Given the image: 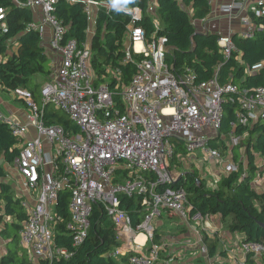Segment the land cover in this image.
<instances>
[{
    "label": "built area",
    "instance_id": "2783aa9c",
    "mask_svg": "<svg viewBox=\"0 0 264 264\" xmlns=\"http://www.w3.org/2000/svg\"><path fill=\"white\" fill-rule=\"evenodd\" d=\"M56 1L25 0L23 3L31 10L42 12V20L32 22L30 27L40 35L44 24L51 27L49 47L60 61L40 88L42 107L31 90L20 87L12 92L26 104L27 124L14 119L0 106V122L22 140L14 162L23 178V187L36 194L33 204L22 203L27 218L22 224L19 244L34 261L55 256L68 258L70 252L54 244L56 226L62 221L55 209L59 193L67 188L70 220L65 227L73 246L81 244L86 237L92 203L99 201L115 223L117 239L125 237L129 242L128 251L136 252L130 258L131 264H156L160 246L152 243L144 251L136 242V234L141 232L146 240L151 239L153 218L168 211L183 221L204 220L199 212L190 214L183 187L168 186L177 180L169 170V161L175 152L173 139L182 141L189 155L200 151L210 160L223 161L219 147L211 141L221 136L218 131L225 102L229 100L238 105L231 131L222 135L226 148L231 149L245 137L235 134V128L251 125L264 114V86L240 88L231 82L220 83L216 74L197 82L190 68L176 76L164 61L165 39L156 32L147 38L144 29L136 24L148 14L155 28H159L153 17L156 6L149 1L145 10L139 6L117 9L129 16L123 63L133 60V54L140 55L129 83L121 85L119 72H112L116 80L114 88L109 81L95 85L91 47L87 40L64 39L67 27L53 14ZM65 1L81 3L88 22H95L101 5L107 10L116 9L112 2ZM218 12L228 21L237 19L240 24L236 32L229 30L217 40L224 59L234 56L239 60L241 49L232 41V36H254L253 17L264 15V0H230ZM3 14L0 8V19ZM205 21L206 18L201 19ZM193 23L196 26V21ZM90 31L88 27L87 32ZM263 65L261 62L248 71H256ZM49 104L65 113L78 131L69 133L60 125H46L42 115ZM29 126L35 129V135L24 140ZM206 129L213 131L214 136L204 132ZM238 167L236 162H226L224 171L227 174ZM134 194L141 196V204L147 210L136 227L131 226L128 213L120 207L121 195ZM239 248L244 255L264 254L261 242L241 238ZM113 255H121V250L116 248Z\"/></svg>",
    "mask_w": 264,
    "mask_h": 264
},
{
    "label": "trees",
    "instance_id": "16d2710c",
    "mask_svg": "<svg viewBox=\"0 0 264 264\" xmlns=\"http://www.w3.org/2000/svg\"><path fill=\"white\" fill-rule=\"evenodd\" d=\"M24 2L25 0H0V8L4 11L0 19V82L6 89L27 88L36 94L41 83L51 75V59L42 44L40 33L30 27L35 22L34 13L24 6ZM147 3L148 0H129L125 6H139L145 10ZM210 8V0H157L160 27L155 28L148 14H144L136 24L144 29L147 38L156 32V35L165 39L164 61L176 76L190 68L195 73L197 82L216 74L220 83L231 82L247 89L264 86V65L256 71L247 72L264 62V15L253 17L256 30L252 38H241L236 34L232 36V41L241 49L239 61L234 56L224 59L217 44L219 34L196 31L193 21L206 18ZM53 14L67 27L64 39L74 38L78 42L87 40L89 22L81 3L57 0L53 6ZM128 22L129 16L123 11L107 10L102 5L98 8L90 46V64L95 75V85L105 81L107 67L120 72L121 85L128 84L136 72L135 60L140 55L133 54V60L123 63L126 58L124 37ZM13 45L16 49L9 52ZM115 85L116 80L111 79V88ZM35 94V98H38ZM47 108L48 105L44 107L42 115L46 125L57 124L65 131L75 133L77 126L65 113L57 108L53 111H48ZM237 110L236 103L229 100L225 102L219 134L226 136L231 131V122L234 121ZM235 134L245 136L237 146L244 148L245 167L240 165L236 171L222 175L214 188H207L197 170L185 172L168 186L184 188L190 204V214L199 212L204 217L220 215L224 219L229 218L230 231L239 233L245 241L264 243V193L256 191L252 185L258 174L264 176V165L260 169L255 160V154L264 159V114L251 125L237 126ZM21 141L10 132L5 123L0 122V158L3 159L0 164V212L6 218L0 227V239L5 242L6 247V251L0 256V264H131L130 258L136 252L130 251L117 257L113 255L120 242L115 223L99 201L92 203L86 237L81 244L73 246L72 237L65 227L70 220V192L67 188L59 193L55 209L62 221L56 226L54 244L55 247L70 252L68 258L55 256L38 261L30 258L19 244L27 212L20 200L14 197L10 184L3 180L6 173L4 163L14 162L19 155ZM175 141L182 144L177 139ZM222 144V150H226L223 141ZM212 145L216 146L214 143ZM120 207L128 213L132 227H136L147 212L138 194L121 195ZM153 232L152 243L160 245V234L157 229ZM207 246L208 254L213 256L216 242H208Z\"/></svg>",
    "mask_w": 264,
    "mask_h": 264
},
{
    "label": "crops",
    "instance_id": "0c3cea01",
    "mask_svg": "<svg viewBox=\"0 0 264 264\" xmlns=\"http://www.w3.org/2000/svg\"><path fill=\"white\" fill-rule=\"evenodd\" d=\"M149 2H152L155 6H156V16L155 20H157L158 25L160 27V20L159 17L157 15V0H148ZM230 0H211L210 4H211V8H210V13L208 14V16L206 17V21L205 22H201V21H196L195 23V29L198 32H205V31H209L211 33H216L219 35H224L226 33H228L229 30H232L233 32H236L239 28L238 26H240L239 22L237 19H233L232 21H228V19L224 16H220L218 9L222 4L228 3ZM34 13V20L35 22H40L42 20V12L38 9L32 10ZM98 11V10H97ZM97 16V13H96ZM236 21V24H233V21ZM95 23H96V18H95V22H89L88 27L90 28V32H87V43L89 46H91V42H92V38L94 36V32H95ZM205 23V24H203ZM203 25H205V27L203 28ZM52 36V30L51 27L48 24H44V32L41 35L42 38V44L45 47V49L47 50L49 56H50V64H51V73L56 69V67L59 64V58H57L54 54V52L52 50H50L49 47V41L50 38ZM91 36V38H90ZM16 49L15 45H13V47L10 49L9 52L14 51ZM240 61V59H239ZM112 72H118L115 69H111L110 67H107L105 70V73L108 74V77L105 76L104 73V78L105 81H111V79H114L112 77ZM248 72V70H247ZM119 79H120V72H119ZM49 79V78H48ZM48 79H46L45 81H43L41 83V86L44 84V82H46ZM40 86V88H41ZM40 88L38 90V92L35 94L33 93V95L35 94L38 98H35V101L37 102V104L39 105V107H42V103H41V99H40ZM0 106L2 107V109L9 114L10 116H12L14 119L18 120L21 123H28V110L26 107L25 102L20 99L19 97L15 96L12 92V90L6 89L0 82ZM68 117V116H67ZM78 129L75 131L77 132ZM205 131H207L206 133L209 134H214L213 131L206 129ZM69 133H74V132H69ZM35 135V129L32 126H29V129L24 137L25 139H30ZM225 135H223L224 137ZM222 135L215 137L211 143L216 144L215 147H219L221 155H222V159L223 161H215V160H210L207 158L208 163L206 164H201L198 161V157L199 154H202L200 151H195L194 154H187L185 151V146L182 142V144H180V142L177 141H173L174 145H175V152L173 157L170 159L169 161V170L170 172L176 177L178 178L180 175L184 174L185 172L188 171H192V170H197L199 177L203 180V182L206 184L207 188H214L219 180V178L226 174L224 171V165L226 164V162H236L238 164V166H243L245 167L246 165V156L244 154V148L243 147H233L231 149H227L222 153V141L223 140ZM226 139V138H225ZM20 146V144H19ZM48 146V145H47ZM236 154V155H234ZM203 155V154H202ZM255 160H256V165L262 169L263 165H264V159L258 155L255 154ZM15 161V160H14ZM182 164L184 165V167H182ZM180 165V166H179ZM5 166V176L3 177V180L6 183H9L11 186V189L13 191L14 197L17 198L18 200H20L21 204L23 202H27L29 203V205L33 204L34 199H36V194L35 193H31L30 191H27L26 189H24L23 187V178L20 175L17 166L15 164V162L8 164V163H4ZM175 166H179L182 169L179 170L177 173L174 174V172H172V167ZM254 189L258 192H263L264 193V176L261 174H258L253 183H252ZM23 206V205H22ZM24 207V206H23ZM26 210V209H25ZM165 213V214H164ZM164 213H162L161 216L155 218L152 221V225L154 227V229H157V231L159 230V228L162 226L163 222H168L169 218H176L177 222L179 223V227L178 230H182L183 234L185 235H190L193 236L195 234H197L195 232V229L197 228L198 225L203 223V227H207L208 229L211 230H216V232L221 233L222 235V239L225 240V242L227 243V245L225 246L224 250L222 248H220L219 250V260L221 261L220 264H233V261L236 262V264H264V255L261 256H252L250 254L244 255L240 248H239V241L241 239V235L237 232H232L229 230L228 225H229V218H225L228 219L227 222V228L224 229L225 227L223 226L222 222L225 221L224 218H222L220 215H209V216H205L204 220L201 222H192V221H183L180 219V217L176 214L170 213L168 211H165ZM164 215V216H163ZM0 216L2 217V221L0 223V227L2 226V224L4 223V220L6 218H3V216L1 215L0 212ZM159 233V232H158ZM160 234V233H159ZM139 236H143L141 241L136 240L137 244H139V247L142 248L144 251L146 248L149 247V245L147 246V240L145 238V235L143 233H139L137 235V237ZM136 237V238H137ZM145 240V241H144ZM1 241V239H0ZM4 242V241H3ZM119 246L117 248H119L121 250V255L125 254L129 249V242L128 240H126L125 237H122L119 240ZM139 242H143V243H139ZM199 243V241L197 242ZM200 244V243H199ZM1 242H0V256L6 251V247H5V242H4V246H1ZM217 246V244H216ZM205 251V249H204ZM232 256V258H231ZM159 260V259H158ZM157 260V262H158ZM156 262V264H157Z\"/></svg>",
    "mask_w": 264,
    "mask_h": 264
},
{
    "label": "rangeland",
    "instance_id": "374dc122",
    "mask_svg": "<svg viewBox=\"0 0 264 264\" xmlns=\"http://www.w3.org/2000/svg\"><path fill=\"white\" fill-rule=\"evenodd\" d=\"M194 21H201V20H194ZM233 24H236L235 20L233 21ZM105 76L108 77V74L105 73ZM54 109L55 106L53 104L48 105L47 108L48 111H53ZM204 132L207 131L204 130ZM198 161L203 165L208 163L207 157L202 154H199ZM179 166L172 167V172L175 171L174 174L182 169ZM182 167H184L183 164ZM155 218H153V220ZM227 222L228 219H225V221L222 222L223 226L225 227L224 229L227 228V226H225L227 225ZM178 227H179V223L177 222L176 218H171V219L169 218V221L163 222L162 226L159 228L158 232L160 233L161 244L159 245L160 246L159 247L160 250L158 254L159 260L157 264H220L221 263V261H218L219 250L220 248L224 250L225 246L227 245L225 240L222 239L221 233L216 232V230H211L208 229L207 227H203V223L197 226V228L195 229V232L197 234L193 236H190L189 234L188 235L183 234L182 230H178ZM198 241L200 244L197 243ZM211 241H214L217 244L213 256H210L208 254L207 245L208 242ZM0 242L2 244L1 246L3 247L4 242L2 240ZM151 244L152 241L150 238H148L146 245L148 246Z\"/></svg>",
    "mask_w": 264,
    "mask_h": 264
},
{
    "label": "clouds",
    "instance_id": "9594fccd",
    "mask_svg": "<svg viewBox=\"0 0 264 264\" xmlns=\"http://www.w3.org/2000/svg\"><path fill=\"white\" fill-rule=\"evenodd\" d=\"M129 3V0H113L112 7L116 9H123Z\"/></svg>",
    "mask_w": 264,
    "mask_h": 264
},
{
    "label": "bare ground",
    "instance_id": "6f19581e",
    "mask_svg": "<svg viewBox=\"0 0 264 264\" xmlns=\"http://www.w3.org/2000/svg\"><path fill=\"white\" fill-rule=\"evenodd\" d=\"M139 47H140V44L137 45V48H139ZM141 233H142V232H141ZM138 234H139V233H138ZM138 234H136V237H137ZM143 234H144V233H143ZM144 235H145V234H144ZM142 238H143V236H139V237H137V238H136L137 242H138V241H141ZM145 238H146V236H145ZM144 241H145V240H144ZM139 243H143V242H139Z\"/></svg>",
    "mask_w": 264,
    "mask_h": 264
},
{
    "label": "water",
    "instance_id": "95a60500",
    "mask_svg": "<svg viewBox=\"0 0 264 264\" xmlns=\"http://www.w3.org/2000/svg\"><path fill=\"white\" fill-rule=\"evenodd\" d=\"M3 163V159L2 158H0V164H2Z\"/></svg>",
    "mask_w": 264,
    "mask_h": 264
}]
</instances>
